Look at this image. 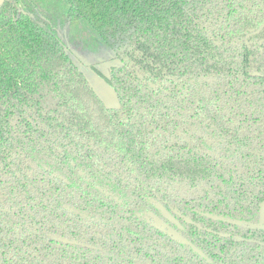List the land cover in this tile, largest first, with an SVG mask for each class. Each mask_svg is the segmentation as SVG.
I'll return each mask as SVG.
<instances>
[{
  "label": "trees",
  "instance_id": "obj_1",
  "mask_svg": "<svg viewBox=\"0 0 264 264\" xmlns=\"http://www.w3.org/2000/svg\"><path fill=\"white\" fill-rule=\"evenodd\" d=\"M263 22L264 0H5L2 263L264 264V230L205 215L264 203Z\"/></svg>",
  "mask_w": 264,
  "mask_h": 264
},
{
  "label": "water",
  "instance_id": "obj_2",
  "mask_svg": "<svg viewBox=\"0 0 264 264\" xmlns=\"http://www.w3.org/2000/svg\"><path fill=\"white\" fill-rule=\"evenodd\" d=\"M4 1L5 0H0V7L4 3ZM263 27H264V22L261 24L258 30H256V33H258ZM150 202L154 206V208L159 212L160 215H157L153 211H147L146 221L149 222L155 228L159 229L163 233L173 238L174 240H177L182 244L189 245L194 252L206 258L204 253L199 248H197L193 243H191L187 238H185L182 235V233L180 232L182 226L179 223V221L175 218V216L159 201L155 199H150ZM205 215L210 218L218 219L235 225L248 226L252 229L264 230V203H261L260 205L259 218L256 222L226 217L212 213H206Z\"/></svg>",
  "mask_w": 264,
  "mask_h": 264
},
{
  "label": "rangeland",
  "instance_id": "obj_3",
  "mask_svg": "<svg viewBox=\"0 0 264 264\" xmlns=\"http://www.w3.org/2000/svg\"><path fill=\"white\" fill-rule=\"evenodd\" d=\"M19 7V6H18ZM20 8V7H19ZM21 9V8H20ZM79 54V51L77 52ZM85 63H91L92 58H85ZM107 63H101L97 68L99 72L106 73L107 72ZM82 71L89 80V82L93 85L99 96L102 98L104 103L107 106H114L116 102L115 94L113 89L105 83L104 80L101 79L99 73L97 70H95V67H91L88 64H82Z\"/></svg>",
  "mask_w": 264,
  "mask_h": 264
},
{
  "label": "flooded vegetation",
  "instance_id": "obj_4",
  "mask_svg": "<svg viewBox=\"0 0 264 264\" xmlns=\"http://www.w3.org/2000/svg\"><path fill=\"white\" fill-rule=\"evenodd\" d=\"M151 199H153V198H151ZM158 201V200H157ZM149 202H150V200H149ZM151 203V202H150ZM147 211H152V210H149V209H147V210H144L143 212H140V213H138V215L139 216H141V217H143L145 220H146V212ZM154 213H156L157 215H160L159 214V212L157 213V212H155V211H153ZM174 226V225H173ZM182 228V227H181ZM182 230V229H181ZM181 232V231H180ZM63 241H66V239H62ZM0 264H3L2 263V261L0 260Z\"/></svg>",
  "mask_w": 264,
  "mask_h": 264
}]
</instances>
